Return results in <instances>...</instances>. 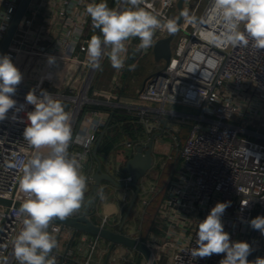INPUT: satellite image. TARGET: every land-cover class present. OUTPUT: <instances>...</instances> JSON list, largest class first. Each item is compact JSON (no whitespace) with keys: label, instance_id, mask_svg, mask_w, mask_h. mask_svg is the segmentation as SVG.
Listing matches in <instances>:
<instances>
[{"label":"built area","instance_id":"2783aa9c","mask_svg":"<svg viewBox=\"0 0 264 264\" xmlns=\"http://www.w3.org/2000/svg\"><path fill=\"white\" fill-rule=\"evenodd\" d=\"M19 2L0 0V41ZM94 2L99 0H30L20 18L16 29L21 25L25 31L15 37V29L4 54L23 78L12 96L16 105L0 121V197L21 202L26 198L19 187L22 171L16 165L33 152L23 138L27 113L34 110L25 99L30 91L37 96L49 92L70 113L73 142L69 154L83 157L82 166L90 162L98 134L115 109L134 115L146 129L151 125L152 131L160 130L163 120L187 123L186 136L181 144L176 143L179 161L165 184L149 234L141 239L150 255L145 258L139 253L136 264H219L224 254L205 258L191 254L199 221L218 202H230L221 217L230 240L250 245L249 261L264 258V235L250 226L253 218L264 216V50L254 49L251 43L247 47L215 43L222 26L205 22L212 0H182L180 11L178 0H145L140 7L162 21L173 20L177 31L170 39L168 62L163 60L161 68L150 70L137 90V100L156 105L122 104L112 94L120 91L128 66L152 54L155 41L171 33L157 30L152 46L140 51H136L139 39L131 38L121 70L114 69L107 57L100 70L93 69L87 61V44L100 32L85 8ZM106 2L110 8L130 7L122 0ZM37 20L44 31L32 41L28 29ZM240 27L243 31V24ZM174 105L194 113L178 112ZM166 131L172 132L168 127ZM77 135L86 141L75 142ZM136 141L143 140L125 143L133 148ZM87 180L91 182V177ZM116 180L127 183L131 177L123 174ZM142 203L147 204V198ZM19 209L0 204V264L16 261L13 241L23 219ZM97 224L117 230L120 218L103 214ZM53 229H57L56 238L67 234L68 240L63 251L53 250L56 264H101L100 257L109 247L103 238L83 231L68 233L66 226L52 221L48 230ZM121 231L126 233L123 227ZM72 240L75 244L70 245ZM116 246L108 264H135L136 251Z\"/></svg>","mask_w":264,"mask_h":264},{"label":"clouds","instance_id":"9594fccd","mask_svg":"<svg viewBox=\"0 0 264 264\" xmlns=\"http://www.w3.org/2000/svg\"><path fill=\"white\" fill-rule=\"evenodd\" d=\"M126 8H110L106 0L89 3L85 8L92 25L99 29L100 35H92L87 44V61L91 68L100 70L101 61L107 57L116 70L125 67L128 47L126 42L138 38L136 51L152 46L157 30L175 33L173 20L162 21L156 14L140 5L145 0H122ZM222 26L214 42L221 46H251L264 50V0H212L209 20ZM243 24V31L241 30ZM55 62L54 57L49 58ZM135 69L129 65L128 70ZM22 73L8 55L0 56V121L16 105L12 96L22 81ZM34 110L27 113V126L23 138L33 149L26 161L21 159L18 166L22 171L19 182L25 194L18 215H22V228L15 237L14 255L18 264H56L51 255L57 247V239L50 232L53 219L64 220L81 209L87 188V177L82 173L83 157L69 154L73 142L71 115L65 106L49 92L37 96L30 91L26 97ZM86 137L77 135L75 142L83 143ZM47 151H44V150ZM230 202H218L206 216L199 221L194 258L211 257L224 254L219 264H264V258L255 261L247 258L251 247L244 241H231L224 230L221 217ZM250 226L264 235V216L250 221Z\"/></svg>","mask_w":264,"mask_h":264},{"label":"crops","instance_id":"0c3cea01","mask_svg":"<svg viewBox=\"0 0 264 264\" xmlns=\"http://www.w3.org/2000/svg\"><path fill=\"white\" fill-rule=\"evenodd\" d=\"M131 72L132 71L128 70L127 74L123 75L122 86L120 88V91L112 94V99L118 100L122 104H142V105L145 104V105L155 106L156 104L152 103V102H145V101H139V100H138V102H135V101H133V98L131 97L132 95L128 94V92H127L128 88L127 87L129 86V84H128L129 80L132 79V77L130 78ZM144 78H142V81ZM139 88H137L135 90L136 94H137V90ZM167 106L170 107L169 105H167ZM136 119L137 118H135V119L125 118V119H123V122L127 123L130 127H135L134 125L141 124ZM176 123H181V122L167 120L166 127L170 128L172 132L166 131V132H163V134L161 136L155 137V142H154V146H153V157H154V151L157 150V152H158V150H160L159 149L160 145L164 144V141L161 142L159 139L163 138V140H165L164 139L165 135H168V133L178 134L177 132L179 131L180 136H183L182 140L184 139V137L186 136V134L188 132V124L187 123H181L182 125H185L186 128L185 129L181 128L180 130H177V128L174 126ZM116 125L118 126V123ZM108 126H109V124H108ZM108 126H107V128H108ZM142 126L144 128L143 133H140L137 130H135L134 128H132L133 132H134L133 138L127 137L125 134L123 135L121 133L119 134V136L117 135L118 137H117L116 141L114 142V144L112 145V148L108 151V153L99 157L101 160V167H102V170L104 172L110 174L114 178H117L120 175L125 174L123 169H122V166L124 164V161L133 152V148L127 147L125 142L127 140L134 141L135 139H140V140L146 141L148 139L149 133L147 132V129L143 124H142ZM107 128H106V130H107ZM105 131H104V133H105ZM120 132H121V130H120ZM155 132H157V131H155ZM170 134H169V136H170ZM101 140H102V138H101ZM101 140H100V142H101ZM166 148H167V145H166L165 149ZM157 160H158V158L155 156L154 161H153V166L157 165V163H156ZM174 162L175 163L173 164V168L170 171H173V169L175 168V165L177 162V157H176V160ZM95 167H96V161L92 155V159H90V162L87 163L86 165L82 166L81 171L88 178V176H91V174L94 172ZM151 183L152 182L146 180V175L143 176L139 180V186H140L139 192L137 194V197L135 199V202H134L132 208L129 211V213L133 212V214L136 213V215H137L136 219H135L137 222H139V228H138L137 233H133L131 231V225H130L127 217H126V219L122 225L123 231H125L127 234H129L131 236L139 237L140 239L145 238V236H147L149 234V231L152 227L154 214H155L156 209H157V205L156 206H153V205H154V202L156 200H158V202H159V200L161 198V196L159 198L158 197L155 198V196L157 194L155 185L157 184V182H154L153 184H151ZM91 184H92V181L90 182L87 180V188L85 190L82 207L80 210H78L77 212H74L72 215H78V214H81L83 210H87L89 212L88 216L90 218L94 217L93 221L96 223L98 222L101 215L107 214L111 218H120V224H121L123 214H124L123 212H124V209L126 207L125 204L127 203V200L130 197H132L131 195H133V191H134L133 188L130 186L129 187L116 186V185H114V184H112L106 180H102V182L100 183L99 192H98L96 198L94 199V202L91 205H88V204H85V200H86V197L90 191ZM154 187H155V189H154ZM144 198H147V204L142 203V200ZM142 225H144V228L140 231V228ZM67 229H68V233H72V229L70 227H67ZM141 232H143V235L140 236ZM75 233L77 234V233H79V231H76ZM66 236H67V234H65L64 236H59L58 238H56L57 239V247L55 249L57 251H63V249L65 248L66 242H68ZM106 242H108V241H106ZM73 244H75L74 240H72L70 245H73ZM106 245L108 246L107 243H106ZM116 247H119V246H116ZM108 248L106 249V251H104V254H102V257H100L101 264H104ZM119 248L123 250V248H121V247H119ZM117 263L118 262L115 261L112 264H117ZM106 264H108L107 261H106Z\"/></svg>","mask_w":264,"mask_h":264},{"label":"water","instance_id":"95a60500","mask_svg":"<svg viewBox=\"0 0 264 264\" xmlns=\"http://www.w3.org/2000/svg\"><path fill=\"white\" fill-rule=\"evenodd\" d=\"M30 0H20L18 7L5 31L4 36L0 41V56L5 54V51L8 47L9 41L20 21V18ZM182 0H178L177 7L179 11L181 10ZM180 19V14L178 16V20ZM172 37V33L164 38H160L155 41L152 47V55L155 61L164 60L166 63L170 57V39ZM146 77L144 78V80ZM143 80V82H144ZM113 111L110 112L105 124L103 125L102 129L100 130L98 137L94 143L92 148V155L96 161V167L94 172L91 174V188L86 197L85 204L91 205L96 198L100 183L102 180H106L116 186H130L133 188V195L127 205V208L123 214L122 222L117 230H112L110 228L100 226L99 224L95 223L89 216V212L87 210H83L81 214L78 215H71L64 220L53 219V222L59 223L63 226L70 227L72 229V233L74 234L76 231H83L87 232L92 235H97L103 238L104 240L109 242V248L105 257L104 264L108 259V256L115 245H122L124 247L133 249L137 253V258L135 264L138 261L139 253H141L145 258H148L150 255V249L145 244V242L138 237L131 236L127 233L121 231V227L132 208L137 194L139 192V180L146 175L147 171L153 166V146L155 142V137H159L163 134L164 129L167 125V120H163L161 124V128L159 131L155 132L151 130V125H147V132L149 133L148 139L146 141H136L133 146L132 154L124 161L122 169L125 174L130 175L131 180L130 182L124 183L119 182L111 176L110 174L104 172L101 167V160L97 156L96 150L97 146L106 130L109 121L112 117ZM163 142V138L159 139ZM179 160L177 159V162ZM23 202L21 201H12L9 198L0 197V204L4 206H13L20 208ZM151 264H157L155 261H152Z\"/></svg>","mask_w":264,"mask_h":264},{"label":"rangeland","instance_id":"374dc122","mask_svg":"<svg viewBox=\"0 0 264 264\" xmlns=\"http://www.w3.org/2000/svg\"><path fill=\"white\" fill-rule=\"evenodd\" d=\"M24 31H25L24 27L20 25L14 33L15 37H21ZM43 31H44V28L42 27L41 22H39V20H37L35 24L30 29H28V33L32 41H34L36 38L41 36ZM162 66H163V60L154 61L151 53L146 54L135 64V69L132 70L131 76H130V78L132 77V79L129 78L130 79L128 82L129 86L127 87L128 88L127 92L129 95H132L131 97L133 98V101L138 102L136 98L137 95L135 93V90L141 87L142 82H143L142 78H144L150 70L158 69V68H161ZM173 109L178 112L194 113L193 109L183 107L181 105H174ZM174 126L177 128V130H180L181 128L183 129L186 128L185 125H182L181 123H176ZM177 133L178 134L168 133V135H165L164 144L160 145L159 147L160 150H158V152L157 150L154 151V157L156 156L158 158L156 162L157 165L152 166L146 173L147 181L152 182L151 184H153L154 182H157V184L155 185L156 192H157L155 198L156 197L159 198L162 195L165 184L172 172L170 170L173 168V164L175 163L174 161L176 160V157L178 155L177 147L179 144H181L183 136H180L179 131ZM176 143L178 145H176ZM166 145H167V148L165 149ZM130 199L131 197L127 200V203L125 204L126 206L125 209L127 208V205ZM157 203H158V200L154 202L153 206H156ZM125 209H124V212H125ZM136 216H137L136 213L133 214V212L132 213L130 212L127 216L129 223L131 225V231L133 233H137L138 228H139V222L135 220ZM143 228H144V225L141 226L140 231ZM141 235H143V232H141L140 236ZM132 252H134V250ZM14 264H18L17 259L14 262Z\"/></svg>","mask_w":264,"mask_h":264},{"label":"trees","instance_id":"16d2710c","mask_svg":"<svg viewBox=\"0 0 264 264\" xmlns=\"http://www.w3.org/2000/svg\"><path fill=\"white\" fill-rule=\"evenodd\" d=\"M91 107L97 108L99 110H103V109L109 110V111L111 110L108 107L102 106V105H92ZM125 118L135 119L136 117L131 114L120 112L118 109H115L113 111L112 117L109 122V126L107 130L105 131V133L103 134L102 140L99 143L97 150H96L98 157H101L102 155H105L106 153H108V151L112 148V145L114 144V142L116 141L120 133L123 135L125 134L127 137H130V138L134 137V132L132 128H134L140 133H143L144 128L142 124H136L134 125L135 127H130L127 123L123 122V119ZM117 123H118V126L116 125ZM91 218L92 220H94V217H91Z\"/></svg>","mask_w":264,"mask_h":264}]
</instances>
